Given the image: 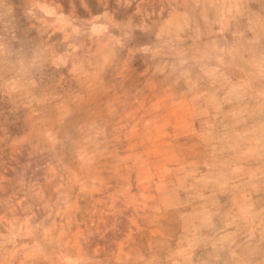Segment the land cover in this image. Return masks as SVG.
<instances>
[{
	"label": "rangeland",
	"instance_id": "374dc122",
	"mask_svg": "<svg viewBox=\"0 0 264 264\" xmlns=\"http://www.w3.org/2000/svg\"><path fill=\"white\" fill-rule=\"evenodd\" d=\"M0 264H264V0H0Z\"/></svg>",
	"mask_w": 264,
	"mask_h": 264
}]
</instances>
